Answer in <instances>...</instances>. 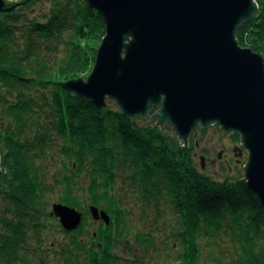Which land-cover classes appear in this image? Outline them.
Masks as SVG:
<instances>
[{"label": "trees", "instance_id": "trees-1", "mask_svg": "<svg viewBox=\"0 0 264 264\" xmlns=\"http://www.w3.org/2000/svg\"><path fill=\"white\" fill-rule=\"evenodd\" d=\"M257 2L237 37L264 56ZM104 35L103 16L84 0L0 9V264H264V206L242 175L205 171V128L184 147L171 125L127 117L112 100L99 108L60 85L88 75ZM46 191L82 211L83 223L92 205L110 223L68 231ZM54 227L69 237L58 252Z\"/></svg>", "mask_w": 264, "mask_h": 264}, {"label": "water", "instance_id": "water-1", "mask_svg": "<svg viewBox=\"0 0 264 264\" xmlns=\"http://www.w3.org/2000/svg\"><path fill=\"white\" fill-rule=\"evenodd\" d=\"M84 1L103 16L105 35L90 74L60 85L99 108L112 100L127 117L172 125L184 147L198 127L239 134L248 151L241 181L264 206V56L237 37L258 13L257 0ZM90 211L110 223L106 210ZM52 213L68 231L84 217L61 202Z\"/></svg>", "mask_w": 264, "mask_h": 264}, {"label": "rangeland", "instance_id": "rangeland-1", "mask_svg": "<svg viewBox=\"0 0 264 264\" xmlns=\"http://www.w3.org/2000/svg\"><path fill=\"white\" fill-rule=\"evenodd\" d=\"M8 1L12 2V1H19V0H5L6 3ZM91 71L92 69L89 71L88 74H90ZM83 77H86V76H83ZM3 90L4 89L0 87V92ZM155 109L151 113H153ZM201 128L203 127H198V129L196 128L197 131L194 129L196 132L193 131V134H194L193 136L196 137L197 135L199 136L202 135ZM205 129H206L205 134L203 135L200 145L197 148V152L203 153L207 157V165L205 167V171H207L208 173L220 179L226 177L227 175L234 176V177L242 175V177H244V164L248 158V151L243 147L241 141L236 140L232 136V134L231 135L222 134L220 132L218 125H210ZM219 153H222L221 157H219ZM60 164L61 163L57 159L56 163H54L53 167H51L52 171L49 172L48 174V177L50 178V183H53V179L51 178V176L55 174L56 172L55 170L57 168L61 169ZM2 170L3 169L1 168V162H0V173ZM86 192L87 191L80 192L82 195L81 197H83L84 199H85V196L88 194V192L87 193ZM83 198L81 199V201H82V204H85L86 201ZM55 201H57L56 195L54 193H49L46 191L45 203L47 204V207L49 210H52V204ZM131 207L134 210V220H138L139 214H140V208L137 207L136 205H132ZM154 214H155V211L150 213L149 217H153ZM141 222L142 221H139V224ZM81 225H83L84 227H87L91 231H95L99 229V227L101 226V223L97 221L96 219H94L90 212V214L87 216L86 222L83 223L82 221ZM49 233H50V238H48V241L54 239L56 242V246L58 245L56 248H52V250L57 249L56 251L58 252L60 241L65 242V244H68L69 237L66 236V234L62 232L61 230H58L54 227V230H49ZM86 239H87L86 240L87 242L91 241V238H86ZM125 248L126 246H123L120 249L124 252L127 251L128 253H131V251H128Z\"/></svg>", "mask_w": 264, "mask_h": 264}]
</instances>
